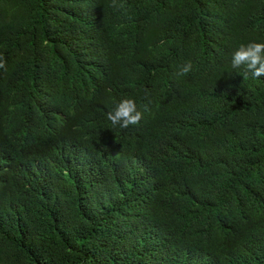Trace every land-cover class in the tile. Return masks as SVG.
<instances>
[{
  "label": "trees",
  "instance_id": "16d2710c",
  "mask_svg": "<svg viewBox=\"0 0 264 264\" xmlns=\"http://www.w3.org/2000/svg\"><path fill=\"white\" fill-rule=\"evenodd\" d=\"M251 42L264 0H0V264H264Z\"/></svg>",
  "mask_w": 264,
  "mask_h": 264
},
{
  "label": "clouds",
  "instance_id": "9594fccd",
  "mask_svg": "<svg viewBox=\"0 0 264 264\" xmlns=\"http://www.w3.org/2000/svg\"><path fill=\"white\" fill-rule=\"evenodd\" d=\"M0 68H5L2 55H0ZM231 68L234 70L243 69L244 78H247L249 74L254 79L264 77V43L241 44L232 53ZM191 70L192 63L189 61L181 67L178 75H187ZM107 119L113 127L118 126L126 129L129 126L137 125L142 119V113L137 109L134 100L123 99L112 111L108 112Z\"/></svg>",
  "mask_w": 264,
  "mask_h": 264
}]
</instances>
